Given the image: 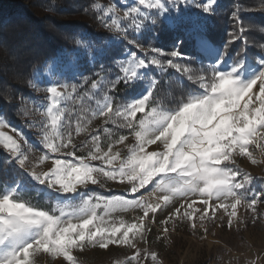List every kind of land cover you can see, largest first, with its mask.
I'll use <instances>...</instances> for the list:
<instances>
[{
    "label": "snow or ice",
    "instance_id": "snow-or-ice-1",
    "mask_svg": "<svg viewBox=\"0 0 264 264\" xmlns=\"http://www.w3.org/2000/svg\"><path fill=\"white\" fill-rule=\"evenodd\" d=\"M216 5L217 0H203L194 7L211 16ZM91 7L113 34L109 43L119 40L143 55L128 51L118 60V52L101 45L97 62L101 72L115 64L114 78L97 73V79L85 80L90 89L80 95L75 85L47 87L46 103L34 106L42 119L30 125L38 129L39 155L23 150V134L0 119L3 164L28 178L17 176L0 186V264H38L39 257L81 264L75 252L113 246L132 250L117 264H162L157 252L141 247L149 243L157 213L167 210L157 240H168L177 222H186L193 232L199 226L206 240L217 212L227 216L229 229L247 227L240 208L250 213L252 223L264 220L258 210L264 204V179L256 178L260 187L254 190L253 176L238 164L244 158L264 165V53L253 60L247 47L235 55L228 52L236 40L248 43L240 9L232 13L236 31L231 40L216 46L206 35L204 19L185 15L188 0H133L122 16L116 3L94 0ZM161 17L172 27L191 25L168 51L145 46L156 39ZM185 40L194 41L211 63L193 68L179 62L185 59L179 48ZM72 43L87 47L74 37ZM74 53L67 56L70 70L77 63ZM157 69H174L183 85L170 103L154 97ZM120 84L132 92L117 103L110 93ZM68 101L78 108L70 110ZM98 119L103 126L92 128ZM6 127L15 135L3 131ZM91 185L121 190L105 195ZM32 191L44 196V205L32 203ZM129 211L140 214L132 221L117 215Z\"/></svg>",
    "mask_w": 264,
    "mask_h": 264
},
{
    "label": "trees",
    "instance_id": "trees-1",
    "mask_svg": "<svg viewBox=\"0 0 264 264\" xmlns=\"http://www.w3.org/2000/svg\"><path fill=\"white\" fill-rule=\"evenodd\" d=\"M106 1L95 0L98 3ZM93 2L94 0H0V114L8 122L13 125L26 124L22 101L33 93L30 81L33 83L35 72L47 62L63 51H71L77 47L72 43L73 37L79 39L87 35L92 41L100 43L109 36V32L97 18L98 13L91 7ZM237 9H240L238 14L243 18L244 35L248 43L245 45L241 40H236L230 43L228 52L235 55L236 51L247 47L249 57L256 58L262 50L261 44H264V3H261V0H219L215 14L211 15L206 23L207 37L216 46H222L231 40V34L236 31L232 13ZM155 29L157 35L155 40H150L151 46L160 47L165 51L170 50L176 37L183 34L160 20ZM179 48L185 57L182 61L184 64L197 68L201 62L205 66L211 63L198 50L194 41L185 40ZM111 49L119 53L117 58L123 53L122 45L111 46ZM111 66L112 64L106 65L107 79L117 75L112 73ZM100 69L97 62L94 68L89 69V74ZM83 83L84 78L74 83L80 92L83 90ZM86 87L90 88V83ZM182 88L183 85L175 78L166 79L164 75H160L154 97L170 103L178 97ZM131 92V89L120 84L116 91L110 94L119 103L129 97ZM68 108L71 110L78 107L72 101ZM102 126V120H94L91 125L92 128ZM83 139V136L78 137L77 143ZM5 155L4 150L0 149V186L20 176L17 170L3 164ZM20 178L25 181L23 176ZM28 196L33 204H45L44 196L35 191L28 193Z\"/></svg>",
    "mask_w": 264,
    "mask_h": 264
},
{
    "label": "rangeland",
    "instance_id": "rangeland-1",
    "mask_svg": "<svg viewBox=\"0 0 264 264\" xmlns=\"http://www.w3.org/2000/svg\"><path fill=\"white\" fill-rule=\"evenodd\" d=\"M202 2L203 0H188L189 7L182 10L185 12V15L191 18L197 20L203 18L206 27V23L209 21L210 16L201 13L200 9L194 7L195 4ZM111 3H116L117 7L121 8L120 14L122 16L123 7L133 3V0H107L106 3L100 4L109 5ZM218 3L219 0H217V5ZM162 20L163 18L161 17L160 21ZM123 23H127V21H122V24ZM167 25L170 28L180 30L181 32L191 27L190 24H184L178 27H172L169 24ZM112 35L113 34L109 32V36ZM107 38L98 43L92 41L87 35L80 37L79 39L83 41L87 47L77 46L75 48L74 55L77 63L72 70L69 69L67 64V56L71 51H63L59 56L50 60L35 72L33 83L37 85L39 90L32 88V95L24 101L26 103L23 104L22 111L23 113L28 111V115L24 114L26 119L25 125H13L0 114V119H3L7 124L15 127L23 134L27 141L26 143L22 142L23 150L31 151L36 155H39L38 129L31 127L30 125L32 121L42 119V117L35 112L34 106H40L46 103L43 98L47 95L45 91L47 87L53 85L58 86L59 83L75 85L74 83H77L78 79L84 78V85L82 86L83 90H81V92L77 90V95L82 94L85 90H89L90 88L86 87V85L89 84L85 82L86 79L90 82L93 79H97V73H101L103 76L106 75V72H101V69L98 71L95 70L94 73L89 74V69L94 68L95 63H97V49L100 48L101 45H108L109 47L122 45L123 53L117 58L118 60L124 59L128 51H136L137 55H143V53H140L135 48L122 44L119 40H114L109 43ZM151 44L152 41L145 46L150 47ZM224 44L225 43L222 45ZM229 46L230 44H228V51ZM200 52L206 57L204 52ZM260 53H264V49L260 50L258 54ZM249 59L254 60L255 58L249 57ZM182 61L179 62L182 63ZM209 62H211V60H209ZM111 70L113 71V74H117L119 71L115 64H112ZM80 73H82V75H80ZM153 75L157 81L160 75H164L166 79L171 77L178 80V74L175 73L174 69H167V71L157 69ZM71 102L72 101H68L67 105ZM76 106L78 107V105ZM95 121L99 122V119ZM3 131L15 135L11 132L10 128L6 127ZM129 143H131V140ZM238 164L244 171L253 176V189L258 190L260 187V181L256 178L264 179V165H251V163L244 158H239ZM47 167V164L44 165V168ZM23 177L25 178V182H28V178L26 176ZM90 188L105 195H110L111 192H118L121 190V186L116 185H109L108 188L91 185ZM258 210L261 213H264V204L259 205ZM166 212L167 210L163 213H157L156 224L152 226V233L148 237L149 243L146 246L141 245L142 248L147 247L149 251L157 252L162 264H245V261L256 259V257H260L257 264H264V220L252 223L250 220V213L245 212L243 208L239 209V214L247 221V227H244L242 224L239 230L236 228L229 229L227 227V216L222 214V212H217L215 223H210L208 225L209 235L206 240L201 239L204 232L199 226L195 232H193L186 222H177L175 231H170V238L168 240H157L156 236L161 231L160 220L164 218ZM139 214L138 211H129L126 213H118L117 215L122 216L126 221H132L133 218ZM221 224L224 226L221 227ZM168 227L171 229L172 225L169 224ZM131 253L132 250L113 246L107 251L87 248L83 252H75L74 255H76L81 264H117V261H124L126 255L130 256ZM38 264H64V262L62 259L52 260L51 258L39 257ZM147 264H151V261L149 260Z\"/></svg>",
    "mask_w": 264,
    "mask_h": 264
}]
</instances>
